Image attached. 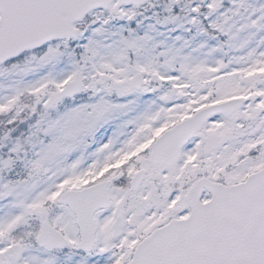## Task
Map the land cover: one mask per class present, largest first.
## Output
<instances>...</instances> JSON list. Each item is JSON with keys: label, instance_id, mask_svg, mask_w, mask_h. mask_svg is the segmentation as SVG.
Returning a JSON list of instances; mask_svg holds the SVG:
<instances>
[{"label": "snow or ice", "instance_id": "1", "mask_svg": "<svg viewBox=\"0 0 264 264\" xmlns=\"http://www.w3.org/2000/svg\"><path fill=\"white\" fill-rule=\"evenodd\" d=\"M0 264H264V0H0Z\"/></svg>", "mask_w": 264, "mask_h": 264}]
</instances>
